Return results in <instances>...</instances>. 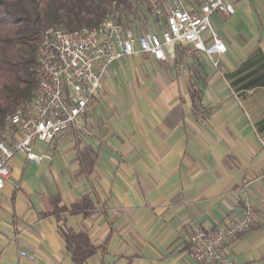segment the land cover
<instances>
[{"label": "crops", "instance_id": "crops-1", "mask_svg": "<svg viewBox=\"0 0 264 264\" xmlns=\"http://www.w3.org/2000/svg\"><path fill=\"white\" fill-rule=\"evenodd\" d=\"M228 1L232 15L212 16L225 78L180 49L124 56L89 103L90 133L37 144L51 160L8 161L0 264H76L62 230L97 247L84 264H196L192 228L241 216L242 189L257 222L224 249L234 264H264V0ZM83 200L93 207L76 208Z\"/></svg>", "mask_w": 264, "mask_h": 264}, {"label": "built area", "instance_id": "built-area-1", "mask_svg": "<svg viewBox=\"0 0 264 264\" xmlns=\"http://www.w3.org/2000/svg\"><path fill=\"white\" fill-rule=\"evenodd\" d=\"M158 29H136L109 13L96 26L72 30L49 27L41 35L30 67L35 80L32 98L6 117L0 129V190L9 176L8 161L21 154L39 164L51 160L37 144L47 146L68 131L90 133L87 119L90 101L98 94L109 66L134 53L156 60H173L178 49L204 56L225 78L219 57L226 43L214 25L216 13L232 15L228 0H137ZM136 3V4H137ZM241 216L227 217L210 229L194 226L189 235L196 264H234L226 245L256 225L254 202L245 189L239 193ZM19 255L35 260L20 249Z\"/></svg>", "mask_w": 264, "mask_h": 264}, {"label": "trees", "instance_id": "trees-1", "mask_svg": "<svg viewBox=\"0 0 264 264\" xmlns=\"http://www.w3.org/2000/svg\"><path fill=\"white\" fill-rule=\"evenodd\" d=\"M136 3L137 0H0V129L9 114L32 98L35 80L30 67L47 28L94 27L113 13L126 26L147 29L148 12ZM85 201L75 207H93V203ZM62 235L76 264H84L97 249L85 232L62 230Z\"/></svg>", "mask_w": 264, "mask_h": 264}, {"label": "rangeland", "instance_id": "rangeland-1", "mask_svg": "<svg viewBox=\"0 0 264 264\" xmlns=\"http://www.w3.org/2000/svg\"><path fill=\"white\" fill-rule=\"evenodd\" d=\"M128 21L131 20V17H127L126 18ZM146 24V23H145ZM141 26L143 27L142 23H141ZM146 28L147 29H153V30H156L158 29V26L154 24V21H151V22H147L146 24Z\"/></svg>", "mask_w": 264, "mask_h": 264}]
</instances>
